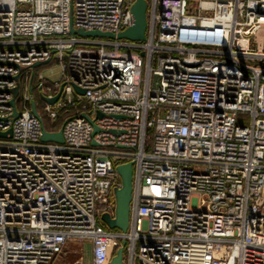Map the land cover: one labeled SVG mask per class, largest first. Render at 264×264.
Segmentation results:
<instances>
[{
	"label": "built area",
	"instance_id": "built-area-1",
	"mask_svg": "<svg viewBox=\"0 0 264 264\" xmlns=\"http://www.w3.org/2000/svg\"><path fill=\"white\" fill-rule=\"evenodd\" d=\"M134 1L0 0V264H54L74 241L90 264L119 248L123 264H264V0H146L145 42L70 34L71 7L74 29L116 35ZM46 61L61 78L35 89L51 126L70 115L63 144L31 112ZM127 163L122 232L100 217Z\"/></svg>",
	"mask_w": 264,
	"mask_h": 264
},
{
	"label": "water",
	"instance_id": "water-1",
	"mask_svg": "<svg viewBox=\"0 0 264 264\" xmlns=\"http://www.w3.org/2000/svg\"><path fill=\"white\" fill-rule=\"evenodd\" d=\"M147 1L146 0H135L130 8V12L132 14L133 23L126 30L114 35L110 33H102L99 31H83L81 29H74L72 24V7H71V16L69 23V31L71 35H78L84 38H116L118 40H128L132 42H145L146 32H147ZM143 55V54H142ZM49 61L43 63H36L31 68L35 69L40 65L47 64ZM18 79V78H16ZM32 78L30 79L29 85V93H32L31 88ZM64 85L61 86L60 91L57 96L52 99L41 97L43 101L48 104H54L61 93V90ZM18 86L15 90H13V100L10 102V105L13 107L12 119H16L18 117V113L15 109V99L18 96ZM75 91L77 93H83L82 90L75 87ZM32 114L39 119L42 124V142H53L57 144H63L64 139L62 135L63 126L68 122L66 120L61 128L57 132H47L44 129L42 119L36 110V104L34 101L30 103ZM88 119L87 116H82ZM102 117L99 113L97 118ZM98 128L94 127L93 134L97 133ZM7 135H11V131L0 133V138H5ZM92 146H97L95 142H92ZM120 179H121V188L114 190V214L111 216L109 213H103L100 217L101 222L110 230H120L122 232H126L129 227V219H130V200L132 198V163H127L116 168ZM124 245V244H123ZM110 264H123V249L119 248L116 251V254L111 258Z\"/></svg>",
	"mask_w": 264,
	"mask_h": 264
},
{
	"label": "rangeland",
	"instance_id": "rangeland-1",
	"mask_svg": "<svg viewBox=\"0 0 264 264\" xmlns=\"http://www.w3.org/2000/svg\"><path fill=\"white\" fill-rule=\"evenodd\" d=\"M21 9H25L24 6L21 7ZM37 74H40L46 81L47 85L52 88V85L59 81L61 78V67L56 64L55 62H51L45 66L39 67L36 69ZM36 95L40 99L39 93L36 91ZM240 122L242 124H247L248 119L245 116L240 117ZM149 137L151 138V133L149 132ZM148 143H151V140L148 141ZM133 171V168H132ZM132 198L130 200V207H131ZM89 244L88 242H70L66 245L64 252L61 254V256L57 259V262L55 264H81L80 259L87 256V252L83 250V245ZM89 259V258H88ZM91 263V259L88 262V264Z\"/></svg>",
	"mask_w": 264,
	"mask_h": 264
},
{
	"label": "trees",
	"instance_id": "trees-1",
	"mask_svg": "<svg viewBox=\"0 0 264 264\" xmlns=\"http://www.w3.org/2000/svg\"><path fill=\"white\" fill-rule=\"evenodd\" d=\"M36 74L37 71H35V73L33 74V81H32V88H33V95H35L34 100L36 103V107H37V111L40 113L43 123H44V127L46 130L48 131H55L57 132L61 126L63 125L64 121L70 117V115H67L64 112H60L59 117L57 118L56 122L54 125H50L49 121L47 120V118L41 113L40 108H41V100L38 98V96L36 95V89H35V78H36Z\"/></svg>",
	"mask_w": 264,
	"mask_h": 264
},
{
	"label": "bare ground",
	"instance_id": "bare-ground-1",
	"mask_svg": "<svg viewBox=\"0 0 264 264\" xmlns=\"http://www.w3.org/2000/svg\"><path fill=\"white\" fill-rule=\"evenodd\" d=\"M83 250L85 251V252H87V256L85 255L84 257H82L81 259H80V263L81 264H88V262L90 261V259H91V247H90V245L89 244H84L83 245ZM89 258V259H88Z\"/></svg>",
	"mask_w": 264,
	"mask_h": 264
},
{
	"label": "crops",
	"instance_id": "crops-1",
	"mask_svg": "<svg viewBox=\"0 0 264 264\" xmlns=\"http://www.w3.org/2000/svg\"><path fill=\"white\" fill-rule=\"evenodd\" d=\"M56 262H57V260L55 261V263H56ZM55 263H54V264H55Z\"/></svg>",
	"mask_w": 264,
	"mask_h": 264
}]
</instances>
